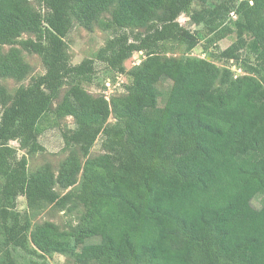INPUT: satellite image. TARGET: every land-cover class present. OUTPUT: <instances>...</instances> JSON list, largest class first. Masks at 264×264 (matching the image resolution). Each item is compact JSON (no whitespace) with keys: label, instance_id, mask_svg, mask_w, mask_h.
<instances>
[{"label":"trees","instance_id":"trees-1","mask_svg":"<svg viewBox=\"0 0 264 264\" xmlns=\"http://www.w3.org/2000/svg\"><path fill=\"white\" fill-rule=\"evenodd\" d=\"M183 13L201 27L180 23ZM75 23L112 34L73 64ZM203 41L204 56L193 54ZM24 51L46 71L9 90L3 80L30 74ZM140 51L124 91L84 87L97 61L123 69ZM51 115L74 119L62 131L68 155L58 171L30 169ZM0 176L8 264L55 252L66 264H264V0H0ZM21 194L34 214L50 204L77 221L33 223L15 210Z\"/></svg>","mask_w":264,"mask_h":264},{"label":"rangeland","instance_id":"rangeland-1","mask_svg":"<svg viewBox=\"0 0 264 264\" xmlns=\"http://www.w3.org/2000/svg\"><path fill=\"white\" fill-rule=\"evenodd\" d=\"M201 7H203V5L194 4L192 10L193 11L199 10ZM178 20L180 21V23L186 25L192 30L201 27L194 23H191L190 16L186 13L181 14ZM111 34H112L111 32L107 30H103L99 26H95L93 30H89L81 26L80 24L75 23L73 29L65 38L68 44V52L71 57V62L73 64H76L83 61L84 59L95 57L98 50L103 45H105L107 40L110 38ZM236 37H237L236 33L231 32L230 35H228L218 43L219 49H224L228 47L236 39ZM204 44L205 41L198 44L192 50V53L195 55L204 56L205 54ZM215 48L216 47L214 46L213 49ZM182 51L183 50L177 49L176 53L180 54ZM143 53H144L143 51H140V52H134L132 55H130L127 59L124 60L122 64L123 69L112 68L103 62L97 61L95 65V73L93 75V78L87 76L86 77L87 80L83 82L84 87L92 94L95 95L105 94V96L108 99H110L112 95L124 91L125 88L123 84L127 80L125 76L126 75L125 72L141 62V60L144 57ZM168 54H172V52L169 51ZM24 55L26 60L30 63L32 67L30 70V74L22 81H18L11 78L3 80V84H5L9 90H13L22 84L28 85L32 77L39 76L40 74H43L46 71L42 59L38 54L24 51ZM217 63L220 65L222 64L231 65L230 62H225L221 60L217 61ZM232 68L237 74L243 73V70L239 69L234 65L232 66ZM170 87H171V81L166 80L163 86L164 94L160 97L161 105L165 103L168 96L167 91ZM109 121L110 122L114 121L113 116L110 117ZM74 127H75V123L73 117L69 116L58 121L56 120V118H54L53 115H51V119H49L46 122V125L44 126V130L39 138L41 143L45 147V150L38 152L33 156L31 154H28L30 169H35L40 165H44L49 162L52 164L53 168L58 171L61 161L68 155V151L64 149L65 144H64V138L62 136V131L64 129L74 128ZM102 140H103V136L100 135L96 144L92 148V153H91L92 155H97L103 151V148L101 146ZM11 143L14 146H19V143L16 140L11 141ZM23 153H25V151L20 150V154ZM2 184H3V179L0 176V189L2 187ZM78 185L79 184H77L75 188H78ZM68 190H62L61 188H59V191H61L62 193H65ZM253 204L257 207H260L262 204L261 196L254 198ZM15 208H16L15 210L18 213H20L21 216L27 213L32 219L33 223L43 222L44 220H51L57 222L62 228H65L68 227L71 222L75 223L77 221L76 215L68 214L65 210H60L57 206L50 204L47 205V207H45L41 212L34 214L32 211L29 210L26 196L23 194L18 196L15 204ZM5 249L6 248L0 246V264L10 263L9 258L12 257L11 255L10 257H7L5 255V251H6ZM13 253H14V257H16L15 252ZM29 256L30 257L32 256L34 260H39L40 262H45L46 264H66L69 259L68 255L58 252L52 254L45 253V255L42 257H38V255L30 253ZM16 263L20 264L18 262Z\"/></svg>","mask_w":264,"mask_h":264}]
</instances>
